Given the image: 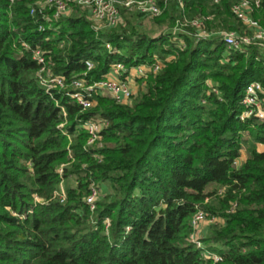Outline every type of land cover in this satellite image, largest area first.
<instances>
[{"label": "trees", "instance_id": "1", "mask_svg": "<svg viewBox=\"0 0 264 264\" xmlns=\"http://www.w3.org/2000/svg\"><path fill=\"white\" fill-rule=\"evenodd\" d=\"M34 1L0 0V264H212L190 240L199 211L222 220L201 238L216 264H264V121L239 120L245 87L264 86V48L226 54L189 29L179 48L172 35L183 17L240 30L237 0H156L160 16L123 10V26L99 32L79 7L59 21L31 16ZM253 16L264 28V0ZM23 44L43 51L64 89L45 92ZM155 57L163 67L136 79L129 104L99 95L83 111L66 95L72 79L94 83L114 63ZM95 119L107 126L88 145L83 125ZM103 188L91 211L88 197Z\"/></svg>", "mask_w": 264, "mask_h": 264}, {"label": "built area", "instance_id": "2", "mask_svg": "<svg viewBox=\"0 0 264 264\" xmlns=\"http://www.w3.org/2000/svg\"><path fill=\"white\" fill-rule=\"evenodd\" d=\"M168 0H164L166 6ZM12 3L13 0H10ZM219 0H213L214 4H218ZM178 5L183 8L181 0ZM261 0H237L232 6L231 12L234 18L242 25L240 30H209L206 27L207 21L211 18H194L188 19L183 17L177 19L172 29V35L175 38V44L179 48H184L185 44L180 35L187 34V30H192L193 37L196 40H210L217 38L224 44L226 54L239 53L247 54L251 46L258 44L264 48V28L254 18V12L259 9ZM79 7L86 15L88 21L91 22L95 32L102 30H111L124 25L121 11L136 12L148 18H156L163 12V8L158 5L156 0H35L29 6V14L34 16L40 14L47 21H59L69 17L73 13V8ZM47 12L51 15L48 16ZM25 50H30L33 60L40 66L38 78L45 92L51 95L56 89H64L66 87L65 79L62 76H53L47 66L43 51L37 47L30 49L23 44ZM105 48L112 50L111 46L106 43ZM115 52V50H114ZM172 59L167 57L166 61ZM227 57L223 62H227ZM86 72L93 69L90 61L84 62ZM164 65V61L155 57L151 65H138L127 69L121 63H114L110 66L107 74L100 81L88 83L85 76L72 79L66 93L71 99L81 107V110H87L94 105L95 97L105 95L110 96L119 104H129L133 97L134 91L131 87V79H140L147 73H157ZM86 75V73H85ZM215 92L214 89H212ZM242 111L239 116L240 122L244 123L251 119L264 121V86L259 82L249 83L243 92L240 102ZM63 111V109H62ZM65 116V114H64ZM61 124L59 127H62ZM107 126L102 119L90 120L84 123L83 128L88 132V145H91L99 139V133ZM237 166V162L234 163ZM59 172H62L61 170ZM101 189H93L92 194L87 199L90 210L94 209L95 201L100 197ZM60 201H64L65 194L60 187V191L55 194ZM35 201L38 202L37 198ZM221 219L208 218L202 211L195 214L192 220L194 233L191 236V242L201 249V255L204 259L212 261L216 264L221 261L218 254L208 250L201 242V227L209 226L214 223H222ZM106 227L108 221H105Z\"/></svg>", "mask_w": 264, "mask_h": 264}, {"label": "rangeland", "instance_id": "3", "mask_svg": "<svg viewBox=\"0 0 264 264\" xmlns=\"http://www.w3.org/2000/svg\"><path fill=\"white\" fill-rule=\"evenodd\" d=\"M142 24H144V26L146 27V29H147V31H151V29H152V23L150 22V20H148V18L146 19V17H145V19H143V23ZM151 26V27H147V26ZM132 82H133V80H132ZM206 85L209 87V88H211V82L209 81V80H207L206 82ZM139 83H135V82H133L132 84H131V87H132V89H133V91H134V94L137 92V89H138V85ZM207 94H208V92H207ZM102 96H105V94L103 93L102 94ZM244 137H246V136H244ZM256 149H257V151H259V152H262L263 150H264V147L262 146V145H256ZM241 151H243V153L247 156V150H246V148H243ZM62 187V186H61ZM62 189H63V187H62ZM212 189L213 188H208L207 189V192H211L212 191ZM64 191V190H63ZM105 191H106V189H101V192H100V197L101 196H103L104 194H105ZM217 193L218 194H220V193H222V190H219V191H217ZM222 222V221H221Z\"/></svg>", "mask_w": 264, "mask_h": 264}, {"label": "crops", "instance_id": "4", "mask_svg": "<svg viewBox=\"0 0 264 264\" xmlns=\"http://www.w3.org/2000/svg\"><path fill=\"white\" fill-rule=\"evenodd\" d=\"M132 80H133V82H135V78H134V79H131V83H130V84L133 83ZM135 83H136V82H135ZM246 157H247V156L243 153V151H241V155H240V158H239L238 161H237V164L240 165V163L244 162V161L246 160ZM206 228H207L206 225H203V226L201 227V230H200L201 235L204 233V231H205Z\"/></svg>", "mask_w": 264, "mask_h": 264}]
</instances>
